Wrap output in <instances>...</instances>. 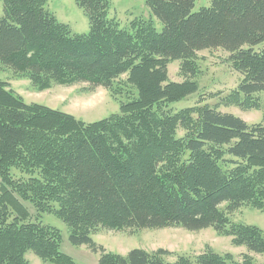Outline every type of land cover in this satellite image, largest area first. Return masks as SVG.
I'll use <instances>...</instances> for the list:
<instances>
[{"label": "trees", "instance_id": "16d2710c", "mask_svg": "<svg viewBox=\"0 0 264 264\" xmlns=\"http://www.w3.org/2000/svg\"><path fill=\"white\" fill-rule=\"evenodd\" d=\"M74 1L89 18L88 33L60 22L47 0H3L0 69L28 73L39 89L87 82L132 95L118 113L86 123L26 103L0 79V264H31L30 251L76 264L62 251L61 231L39 218L45 212L67 224L72 244L100 250L97 264H191L186 256L165 261L166 249L107 252L92 237L100 227H212L247 252L236 261L209 251L197 264H255L264 230L232 224L230 216L244 206L264 211V123L209 104L177 113L161 104L197 92L195 56L206 49L228 52L243 75L235 98L264 93V0H211L199 11L197 0H145L161 31L138 19L123 27L109 16L112 0ZM175 60L190 79H169ZM13 167L31 174L22 189L14 186ZM16 193L33 203L35 220Z\"/></svg>", "mask_w": 264, "mask_h": 264}, {"label": "rangeland", "instance_id": "374dc122", "mask_svg": "<svg viewBox=\"0 0 264 264\" xmlns=\"http://www.w3.org/2000/svg\"><path fill=\"white\" fill-rule=\"evenodd\" d=\"M211 0H197L194 11L209 7ZM47 9L57 19L70 26L74 33H88L90 21L86 13L74 0H47ZM4 15L3 0H0V17ZM109 16L115 17L123 27H127L135 20L151 21L161 31L163 23L155 17L145 0H112ZM230 54L223 49H206L197 52L195 62L197 74L193 77L198 84L196 93L183 99L161 104L165 111L177 113L198 105L209 104L223 112L232 113L249 124L264 123V93L258 92L252 96L239 94L243 75L234 69L229 59ZM169 79L174 82H183L190 79L181 71V61L175 60L168 65ZM126 76H123L125 79ZM0 79L6 80L10 87L20 95L26 103H38L53 109L72 114L75 118L86 123L99 121L112 116L120 111L121 102L128 101L132 94L124 91L122 95L104 86H94L87 82L73 84H52L49 88L39 89L33 85L28 73L16 74L10 69H0ZM133 91V90H132ZM135 91V90H134ZM239 98V99H238ZM237 99V100H236ZM246 100L244 104L240 102ZM185 131L179 127L176 134L180 137ZM10 175L15 181L14 186L22 189L30 180V173L13 167ZM1 184V180H0ZM21 186V187H20ZM16 198L26 206L31 214V219L38 216L37 211L28 200L16 193ZM44 224L58 228L62 233V251L73 258L76 264H97L101 251H93L87 245H75L70 241V230L65 222L53 213L45 212L40 215ZM232 224H250L264 230V211L253 206H244L230 216ZM93 240L102 245L107 252L126 255L130 250L142 248L147 252L159 249L170 251L164 257L167 262H175L180 256H186L191 264H197L199 255L213 251L220 255L231 253L236 261L242 260V254L247 252L245 246H236L229 235H221L214 228H204L198 231L188 230L183 227H166L161 229H98L93 235ZM255 264H264V253H252ZM26 257L31 264H55L45 261L28 252Z\"/></svg>", "mask_w": 264, "mask_h": 264}]
</instances>
